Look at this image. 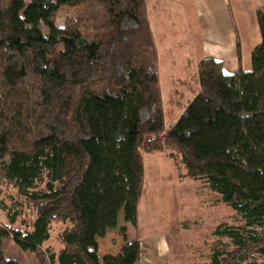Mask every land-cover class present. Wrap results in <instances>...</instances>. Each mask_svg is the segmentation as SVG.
Here are the masks:
<instances>
[{
	"label": "trees",
	"instance_id": "trees-1",
	"mask_svg": "<svg viewBox=\"0 0 264 264\" xmlns=\"http://www.w3.org/2000/svg\"><path fill=\"white\" fill-rule=\"evenodd\" d=\"M257 23L251 69L239 39L237 72L199 60L197 86L181 82L191 96L173 91L182 112L167 127L148 0H0V195L11 204L0 199V264H19L5 256L9 238L34 264L139 262V238L104 257L98 240L121 214L138 230L154 154L235 212L237 225L213 232L210 264H264V5ZM95 140L120 165L90 177Z\"/></svg>",
	"mask_w": 264,
	"mask_h": 264
},
{
	"label": "rangeland",
	"instance_id": "rangeland-1",
	"mask_svg": "<svg viewBox=\"0 0 264 264\" xmlns=\"http://www.w3.org/2000/svg\"><path fill=\"white\" fill-rule=\"evenodd\" d=\"M173 1L171 4L170 0L169 3H164L165 0L157 3L156 0H148L151 27L158 47L167 127L175 122L182 112L170 103L173 91L177 89L191 96L181 82L189 84L188 88L196 87L197 63L210 55L206 48V52L202 53L199 48L191 49L190 44L182 46L179 43L186 41V34L190 32L191 27L188 23L181 24L186 21L184 1ZM253 3L254 7L260 9L264 0H253ZM232 5L236 7L235 15L232 14L234 21H238L242 34V43L241 34L239 39L244 48V64L248 61L251 63V46L254 43L252 37L256 35L257 24L255 27L251 22H247L243 2L233 1ZM211 34L209 38L218 37ZM215 41H207L206 44L210 45ZM221 55L227 64V73L239 67L236 51ZM86 145L93 155L94 162L89 172L90 177L93 176L95 167L104 162L111 164L114 170L119 168V162L104 159V146L99 140L88 142ZM145 170L146 185L139 205V228L136 232L142 240L145 255L152 256L153 259L155 256L160 264H210L213 249L220 244L213 232L220 224L237 225L235 212L222 204L219 195L212 192L202 181L185 179L174 162L163 154L146 155ZM5 193L9 194L11 191ZM6 198L8 195H0L6 207H10V200ZM6 213L0 207V221L7 220ZM61 229L62 225H54L51 242L56 247H59L57 237ZM134 230L129 234V238H135ZM15 245L11 246L10 242L6 241V258L17 260L19 264H34L32 253L24 252ZM154 252L155 255L152 254ZM258 262L262 263L260 257Z\"/></svg>",
	"mask_w": 264,
	"mask_h": 264
},
{
	"label": "crops",
	"instance_id": "crops-1",
	"mask_svg": "<svg viewBox=\"0 0 264 264\" xmlns=\"http://www.w3.org/2000/svg\"><path fill=\"white\" fill-rule=\"evenodd\" d=\"M155 1V0H154ZM159 2H164L160 0H156ZM184 1V9H185V22H181V24L188 23L191 27L189 33L186 34V41L179 42L182 46H186L185 44H190L191 49H198L205 53L206 50L209 51L207 57H212L216 60H223L221 53L226 52V54L235 53L237 55V43L240 37L241 31H239L238 21H234L233 15H235L236 7H233V1H241L245 6V14L247 18V22H251L255 25L256 35H253L252 41L254 42L251 46V53L254 48L261 42L259 27L257 23V9L254 7L253 0H183ZM173 0H170L172 4ZM164 3H169L168 0ZM160 5V4H158ZM157 5V7H159ZM261 9V8H260ZM227 10V11H226ZM182 20V19H181ZM180 21V20H179ZM258 30V32H257ZM213 32V33H212ZM212 33V34H211ZM211 35H218V37L209 38ZM239 35V36H238ZM211 39V40H210ZM216 40L212 42V44L207 45V41ZM240 41V39H239ZM241 43H242V34H241ZM184 44V45H183ZM243 48V46H241ZM206 48V50H205ZM244 49V48H243ZM238 59V57H237ZM242 66L244 70H249L251 67V63L248 61L244 64L243 56H242ZM239 69L235 68L229 73H235ZM6 221L2 220L1 223ZM126 228V232L121 235L120 228ZM132 230H134L133 226L125 222L124 215L121 214L119 217L118 227L114 230H110L104 238L98 240L99 245V253L101 257L105 255H119L122 248L128 243L134 241L139 236L136 234L137 230H134L135 238H129V234H131ZM140 239V238H139ZM10 242L11 246H16L15 242L12 238L6 239L5 243ZM142 242V240H140ZM5 245V244H4ZM155 255V252L152 253ZM166 255V254H165ZM145 255V252L142 247V256L139 262L136 264H160L158 258L155 256ZM32 255V260H33ZM34 262V260H33ZM156 262V263H155Z\"/></svg>",
	"mask_w": 264,
	"mask_h": 264
}]
</instances>
